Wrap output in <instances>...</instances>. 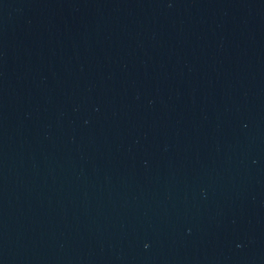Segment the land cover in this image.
Segmentation results:
<instances>
[{
	"label": "water",
	"instance_id": "water-1",
	"mask_svg": "<svg viewBox=\"0 0 264 264\" xmlns=\"http://www.w3.org/2000/svg\"><path fill=\"white\" fill-rule=\"evenodd\" d=\"M0 264H264V0H0Z\"/></svg>",
	"mask_w": 264,
	"mask_h": 264
}]
</instances>
